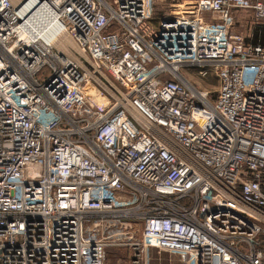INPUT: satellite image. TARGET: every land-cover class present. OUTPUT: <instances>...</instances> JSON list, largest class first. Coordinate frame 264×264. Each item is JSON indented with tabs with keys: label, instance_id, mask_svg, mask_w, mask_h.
I'll return each instance as SVG.
<instances>
[{
	"label": "built area",
	"instance_id": "2783aa9c",
	"mask_svg": "<svg viewBox=\"0 0 264 264\" xmlns=\"http://www.w3.org/2000/svg\"><path fill=\"white\" fill-rule=\"evenodd\" d=\"M263 180L264 0H0V264H264Z\"/></svg>",
	"mask_w": 264,
	"mask_h": 264
},
{
	"label": "rangeland",
	"instance_id": "374dc122",
	"mask_svg": "<svg viewBox=\"0 0 264 264\" xmlns=\"http://www.w3.org/2000/svg\"><path fill=\"white\" fill-rule=\"evenodd\" d=\"M161 8V7H160ZM235 13L237 23L235 31L242 33L244 37L251 34V15L248 12L237 10ZM159 15L156 14L153 21L149 24L152 28L156 29ZM248 38V37H247ZM70 40V39H69ZM71 41V40H70ZM73 44V42L71 41ZM73 46H75L73 44ZM73 55L79 57L74 47H67ZM182 77L187 80L195 88L208 91L213 97L218 88L219 82L212 71L207 72L205 75H200L196 68H183L180 71ZM86 234L93 238L103 236L110 244H130L138 243L141 240V225L138 223H109L104 231L100 230L97 223L91 222L86 225ZM108 237V238H107ZM150 249V250H149ZM145 254L146 264H176L174 256L166 251L155 248H149ZM151 249H154L151 251ZM130 247H109L106 252V264H128L130 259Z\"/></svg>",
	"mask_w": 264,
	"mask_h": 264
},
{
	"label": "bare ground",
	"instance_id": "6f19581e",
	"mask_svg": "<svg viewBox=\"0 0 264 264\" xmlns=\"http://www.w3.org/2000/svg\"><path fill=\"white\" fill-rule=\"evenodd\" d=\"M44 30V29H43ZM42 31V30H41ZM44 32V31H42ZM40 32V33H42ZM74 44V43H73ZM73 44L71 43V41L69 40V38L66 35H60L59 37L56 38V43L55 46L64 54L66 55H70L72 56V53L68 50V46H72L74 47L73 49H76V46H73ZM77 50V49H76ZM89 95L91 96L92 100L94 102H100L99 98L96 97V95H94V93L91 91L89 92Z\"/></svg>",
	"mask_w": 264,
	"mask_h": 264
},
{
	"label": "crops",
	"instance_id": "0c3cea01",
	"mask_svg": "<svg viewBox=\"0 0 264 264\" xmlns=\"http://www.w3.org/2000/svg\"><path fill=\"white\" fill-rule=\"evenodd\" d=\"M253 1H255V0H253ZM237 11V10H236ZM235 11V12H236ZM242 11H244V10H242ZM245 12H248V11H245ZM249 13V12H248ZM252 21V20H251ZM150 250V249H149ZM152 250H154V249H151V251ZM173 256H174V258L176 259V264H185L177 255H175V254H172ZM129 262H130V259L128 258V264H129ZM106 263V262H105Z\"/></svg>",
	"mask_w": 264,
	"mask_h": 264
},
{
	"label": "trees",
	"instance_id": "16d2710c",
	"mask_svg": "<svg viewBox=\"0 0 264 264\" xmlns=\"http://www.w3.org/2000/svg\"><path fill=\"white\" fill-rule=\"evenodd\" d=\"M263 182H264V180H263Z\"/></svg>",
	"mask_w": 264,
	"mask_h": 264
}]
</instances>
